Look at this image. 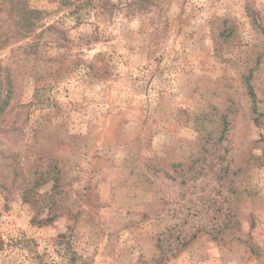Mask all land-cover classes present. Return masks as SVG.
<instances>
[{
	"label": "rangeland",
	"instance_id": "374dc122",
	"mask_svg": "<svg viewBox=\"0 0 264 264\" xmlns=\"http://www.w3.org/2000/svg\"><path fill=\"white\" fill-rule=\"evenodd\" d=\"M28 3L56 28H0V264H264V0Z\"/></svg>",
	"mask_w": 264,
	"mask_h": 264
},
{
	"label": "trees",
	"instance_id": "16d2710c",
	"mask_svg": "<svg viewBox=\"0 0 264 264\" xmlns=\"http://www.w3.org/2000/svg\"><path fill=\"white\" fill-rule=\"evenodd\" d=\"M0 25V28H3L5 29V31H7L6 34L4 33L8 41L7 43L18 42L19 40H23L37 32V39L34 40L32 44H29L28 46L30 49H35V47L38 46L40 36L43 35L44 31L56 28L55 24L46 25L44 23V16L42 10L30 7L28 0H0ZM246 82L249 95L253 102V111L257 112L256 93L252 83L250 82V76L247 77ZM10 93L11 87L9 80H7V83L5 84L3 80H0V114L4 112L5 108L9 104ZM1 116L2 115H0V117ZM18 168H15L17 175L20 173L18 172ZM48 173L50 174V171L48 170H37L35 172L36 176L39 175L38 179H42ZM54 175H56V173ZM51 177V179L54 181L52 189L53 191H56L59 187V178L58 176ZM39 184L40 182H37V185ZM23 198L25 201L30 199L27 190H25ZM53 219L54 216H51L43 221L48 223L51 222ZM60 236L65 237L66 234H61ZM71 254L72 256L70 261H73L71 262L72 264H76V260L81 258V256H79L76 252H71Z\"/></svg>",
	"mask_w": 264,
	"mask_h": 264
}]
</instances>
